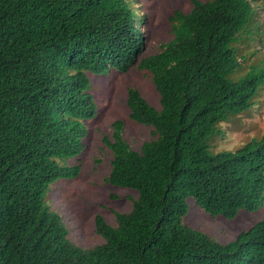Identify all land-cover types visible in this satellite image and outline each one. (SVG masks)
Returning a JSON list of instances; mask_svg holds the SVG:
<instances>
[{
  "label": "trees",
  "instance_id": "obj_1",
  "mask_svg": "<svg viewBox=\"0 0 264 264\" xmlns=\"http://www.w3.org/2000/svg\"><path fill=\"white\" fill-rule=\"evenodd\" d=\"M255 1L190 0L168 18L172 39L144 57L132 0H0V264H264V218L226 244L183 222L188 198L227 220L264 205V135L233 152L209 143L264 81L256 68L231 79L241 37L263 32ZM133 67L159 97L156 108L127 89L128 119L151 139L131 149L117 120L102 143L104 183L138 196L114 226L97 216L103 243L81 248L47 197L79 173L67 162L96 116L89 75Z\"/></svg>",
  "mask_w": 264,
  "mask_h": 264
},
{
  "label": "rangeland",
  "instance_id": "obj_2",
  "mask_svg": "<svg viewBox=\"0 0 264 264\" xmlns=\"http://www.w3.org/2000/svg\"><path fill=\"white\" fill-rule=\"evenodd\" d=\"M190 0H132L134 9L143 20L141 32L144 36L142 56L154 55L159 47L168 43V18L175 10L188 12ZM259 23L263 32L256 36L243 35L237 45L241 61V71L231 76L233 81L247 75L251 69H264V0H256ZM242 60V59H241ZM92 81L91 93L96 104V116L87 121V136L83 140L82 153L67 162L78 165L79 173L71 180H58L47 197L50 208L63 219L69 239L81 248H92L103 243L95 231V218L100 216L111 226L115 225L114 212L131 210L132 202L138 194L131 189H123L104 183L110 170L111 152L102 143L103 137H111V124L117 120L124 123L123 137L135 151L151 139V128L135 124L128 119L126 106L127 89L136 88L149 104L158 108V94L150 78L136 67L127 73L111 70L106 76L89 75ZM250 108L238 116H232L227 123L219 125L221 137L209 143L211 152H233L251 140H259L264 135V81L259 85ZM111 196H117L112 199ZM188 212L183 218L185 225L208 234L222 244L234 241L238 234L248 230L264 218V205L254 213L240 211L233 220L222 217L212 218L196 206L193 199H186Z\"/></svg>",
  "mask_w": 264,
  "mask_h": 264
}]
</instances>
